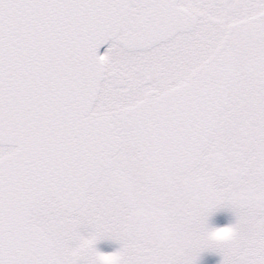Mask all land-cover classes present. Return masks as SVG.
Here are the masks:
<instances>
[{
  "label": "snow or ice",
  "instance_id": "6c2138e0",
  "mask_svg": "<svg viewBox=\"0 0 264 264\" xmlns=\"http://www.w3.org/2000/svg\"><path fill=\"white\" fill-rule=\"evenodd\" d=\"M205 251L264 264V0H0V264Z\"/></svg>",
  "mask_w": 264,
  "mask_h": 264
},
{
  "label": "flooded vegetation",
  "instance_id": "af4514ba",
  "mask_svg": "<svg viewBox=\"0 0 264 264\" xmlns=\"http://www.w3.org/2000/svg\"><path fill=\"white\" fill-rule=\"evenodd\" d=\"M235 222V217L233 213L228 209H222L216 212L210 218V224L213 227H225ZM120 245L111 240L101 241L97 248L103 253H112L118 250ZM222 257L214 251H205L203 252L198 260V264H221Z\"/></svg>",
  "mask_w": 264,
  "mask_h": 264
},
{
  "label": "clouds",
  "instance_id": "9594fccd",
  "mask_svg": "<svg viewBox=\"0 0 264 264\" xmlns=\"http://www.w3.org/2000/svg\"><path fill=\"white\" fill-rule=\"evenodd\" d=\"M230 238L231 233L217 234L215 231H213L209 236V242L215 244ZM117 260L118 258H114L111 264H117ZM100 264H108V262L101 261Z\"/></svg>",
  "mask_w": 264,
  "mask_h": 264
},
{
  "label": "water",
  "instance_id": "95a60500",
  "mask_svg": "<svg viewBox=\"0 0 264 264\" xmlns=\"http://www.w3.org/2000/svg\"><path fill=\"white\" fill-rule=\"evenodd\" d=\"M106 46H104V47H102L101 49H100V53H102V51H103V49L105 48Z\"/></svg>",
  "mask_w": 264,
  "mask_h": 264
},
{
  "label": "rangeland",
  "instance_id": "374dc122",
  "mask_svg": "<svg viewBox=\"0 0 264 264\" xmlns=\"http://www.w3.org/2000/svg\"><path fill=\"white\" fill-rule=\"evenodd\" d=\"M106 48H107V46L104 48V50H103V52H102V54L106 51Z\"/></svg>",
  "mask_w": 264,
  "mask_h": 264
}]
</instances>
